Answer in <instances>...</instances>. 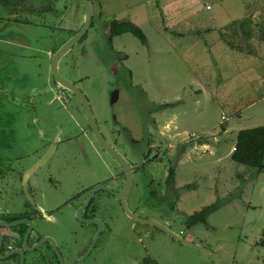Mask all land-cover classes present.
<instances>
[{"label": "rangeland", "instance_id": "rangeland-1", "mask_svg": "<svg viewBox=\"0 0 264 264\" xmlns=\"http://www.w3.org/2000/svg\"><path fill=\"white\" fill-rule=\"evenodd\" d=\"M89 1L92 26L59 60L58 72L84 94L100 133L107 142L116 144L115 149L127 162H144L147 140L151 139L153 149L140 176L135 178L136 182L139 177L140 182L132 188L126 203L128 210H137L141 217L165 225L181 238L210 250L220 264H264V171L256 173L231 162L228 156L239 130L264 125V89L252 95L246 93L240 101L236 97L240 76H234L236 83L230 85L225 78L236 70L228 72L220 67L224 66L222 50L209 55L202 44L206 40L204 34H220L241 20L255 23L257 16L252 15L263 2L188 0V6L180 4L178 15L186 16L191 26L198 25L196 18H205L211 24L208 32L189 33L179 26L175 28H182L179 33L165 29L159 18L152 22L158 30L151 25V10L156 9L157 0ZM99 1L106 7L98 15ZM50 4L56 14H42L41 21L36 18L42 26H24L22 32L15 27L12 34L0 31V50H18L10 57L2 56V62L0 57V158L4 165L0 209L9 213L26 207L20 176L45 148L52 147L42 137H52L59 127L65 128L67 136L79 132L80 127L90 131L79 100L68 90L56 87L50 74V48L65 43L70 31L82 26L81 1L52 0ZM26 9H20L24 23L30 16ZM112 10L115 16H107ZM112 20L137 21L146 44L131 34L115 37L109 43L107 25ZM246 22L243 25L247 26ZM4 25L0 23V30ZM170 34H186L185 43L194 47L186 56L187 64L175 53L181 52L178 43L171 46L165 40L177 39ZM7 40L20 44L17 49L12 48L4 43ZM192 54L198 58L193 60ZM5 61L9 67L12 61L19 68L16 84L6 80L9 71L1 69ZM46 85L49 86L45 89ZM221 116L227 119L222 125ZM88 136L92 141V133ZM84 144L87 159L81 174L84 172V184L89 186L110 174L104 162L111 160L104 152V162L98 160L86 138ZM95 146L100 148L97 143ZM56 148L53 154L57 150L62 156L64 149ZM64 151L70 159L66 165L60 163V157H51L36 173L70 175L67 166L83 167L72 159L73 149ZM171 167L175 170L174 189L164 186ZM34 181L30 179V185ZM149 190L156 191L155 196ZM214 203L218 208L208 216L206 224L187 227L188 216ZM142 204L151 209L141 210ZM133 224L119 211L116 235L103 237L104 250L92 253L85 264H135L141 260L147 264H214L210 255L181 244L154 226L140 223L133 228Z\"/></svg>", "mask_w": 264, "mask_h": 264}, {"label": "flooded vegetation", "instance_id": "flooded-vegetation-1", "mask_svg": "<svg viewBox=\"0 0 264 264\" xmlns=\"http://www.w3.org/2000/svg\"><path fill=\"white\" fill-rule=\"evenodd\" d=\"M51 1L43 0L41 4L40 1L33 0H6L3 4L0 2V11L2 12L0 23H5V28L3 27L0 31H4L2 34H12L11 29H15V27L16 30L22 32L24 26H42L36 18L41 21L44 17L42 14H50L44 12L42 7L52 8ZM24 8H27L26 13L30 15L26 18L25 22L27 23L21 19L24 14H21L20 9ZM10 15H14V17ZM49 28L52 29V27ZM87 132L88 130L80 127L79 132L71 136L64 135V131L58 130L53 132L52 137H42V141L52 147L45 148L44 152L37 157L36 163L47 157L44 163L37 168L39 172L52 158L60 157V163L66 165L70 159L64 155L67 153L64 151L65 149H73L70 152L72 159L77 161L80 166L82 164L83 167L80 168L73 164L67 166L71 172L70 175H52L54 173L51 174V172L48 175H39L36 170L26 175V193L24 191L21 193L26 207L20 212L13 213L0 209V223L10 225L0 228V264H85L92 253L104 250L102 249L105 246L102 242L103 237L116 235L119 211H123L121 202L116 195L122 189L126 176L120 166L107 154L111 163L101 159L104 151L95 146L93 137H91L92 141L89 140L88 134L91 135V132ZM84 138L92 147L93 154L98 157V160L105 163L110 173L89 186L84 184V172L81 174V170H84V160L87 159V156L84 155ZM150 142L151 139H148L145 160L153 149ZM108 143L114 149L116 148L115 143ZM54 146L64 149L62 156L57 150L53 154ZM116 152L119 151L116 150ZM122 157L125 158L123 155ZM153 159L156 157L153 156ZM145 160L138 164L128 162L132 168V187L126 198V203L132 188L140 182L139 177L136 182L135 178L140 176L139 173L145 165ZM35 162L24 168L20 176L21 185L24 174ZM30 179L35 180L34 185H30ZM164 186L166 187L165 181ZM95 189L98 190L89 199ZM149 193L154 195L156 191L149 190ZM147 207L149 206L142 204L141 210L145 211ZM131 213L138 218L149 220L138 215L137 210ZM132 222L134 223L133 228L140 224L133 220ZM25 245L28 249L25 248ZM19 251L23 252L22 256L18 253L14 254ZM153 262L157 264L156 261H151V263ZM135 264H147V262L141 260Z\"/></svg>", "mask_w": 264, "mask_h": 264}, {"label": "crops", "instance_id": "crops-1", "mask_svg": "<svg viewBox=\"0 0 264 264\" xmlns=\"http://www.w3.org/2000/svg\"><path fill=\"white\" fill-rule=\"evenodd\" d=\"M192 1L196 2L197 0ZM259 1H262L263 4L260 7L261 9L259 11H256L252 15L254 16L256 14L257 16V19H254L255 23H253L251 20L246 19L244 21H247V26H245L243 25L244 21L241 20L239 22H236L235 25H233L231 28L225 27L224 31L220 32V34H204L206 40L202 41V44L204 46L203 49L206 54L214 55V52L216 50H222L224 57V61L222 63H224V66L221 65L220 67H223L224 70H227L228 72H231V70H236L234 73H229L225 78L230 83V85H232L233 82L236 83L234 76H240V82L237 86V88H240V91L236 95L237 98L240 97V101L244 100L246 93L252 95L256 94L259 90L264 89V34H252L253 31L258 30L264 32V0ZM187 2L188 0H157L154 4L156 9L151 10L153 13L151 25L156 28L155 30H158V27L155 25V23L152 22L153 18H156V21H159V18L161 19L163 26L165 25L164 28L167 30H174L179 26H184L183 31H187L189 33L200 32L202 30L209 29V26L211 24L210 20H206L205 18H196V22L198 25L191 26V23H189V19L186 16H183V18H181L178 15L177 10L179 9L180 4L187 5ZM103 7L101 6V3L99 1L97 14H100L102 9L104 10L106 6L103 5ZM111 12L112 13L107 16H115V12L113 10ZM115 18L117 17H114L113 19ZM131 22H135L136 25L139 26V23H137V21L133 20ZM257 25L261 26L259 27ZM175 30H178L180 31L179 33H182V28ZM246 30H249L250 33ZM160 34L165 35L164 32ZM185 35L186 34H170L172 38H174V36L177 37V39L172 42L169 40V38H165V40L169 44H171V46H173L174 43H178L177 46L181 48V52L180 50L179 52H177V50L175 51V53L184 65L188 63L185 61L187 59L186 56L190 55L194 50V47H191L189 44L185 43L187 39ZM197 35L198 34H194V37H197ZM4 43L6 45H10L12 48L13 46L16 48L20 44L15 42H9L8 40L4 41ZM195 43L197 42L195 41ZM60 46L61 45H59L57 48H59ZM51 52H53L52 48H50L49 51L50 57L51 55H53L50 54ZM16 53H18V50H11L9 52H7L5 49H3L2 51L0 50L1 62L3 61L4 56L10 57L9 54L15 55ZM191 57L193 58V60H195V58H198L195 54H192ZM7 64V61H5L2 64L1 69H7V71L9 72H7L6 80L16 84L18 82V76H20V74L18 73L19 68L12 61L10 67ZM48 86L49 85H46L44 88L46 89ZM35 91L36 89H33V92ZM1 116L2 115L0 114V117ZM220 124L222 125L223 123L220 122ZM57 129L62 131L63 129L65 130V128L61 127ZM251 129L255 131L258 137L264 136V125ZM223 133H226L225 129L223 130ZM39 150L40 148L37 151ZM229 153L228 156L230 155Z\"/></svg>", "mask_w": 264, "mask_h": 264}, {"label": "water", "instance_id": "water-1", "mask_svg": "<svg viewBox=\"0 0 264 264\" xmlns=\"http://www.w3.org/2000/svg\"><path fill=\"white\" fill-rule=\"evenodd\" d=\"M81 1V6L84 11V18H83V23L82 26L78 29L77 32H75L65 43H63L52 55L50 59V74L52 79L54 80L56 87L62 88L64 90H68L70 93H72L80 102L84 116L86 118L88 127L92 133V136L95 140V142L100 146V148L111 158L116 162L124 175L126 176L125 183L120 190V192L116 195L118 200L121 202L122 209L124 213L134 222H138L141 224H147L154 226L155 228L161 230L162 232L166 233L169 235L171 238L177 240L181 244H184L186 246L195 248L197 250H200L208 255H210L213 258L214 264H220L218 257L211 252L210 250H207L201 246L194 245L192 242L187 241L180 236L176 235L175 233L171 232L167 227L160 225L159 223L153 221V220H144L141 218H138L134 214H132L126 205V198L128 197V194L131 190L132 187V168L128 164V162L118 153L116 150L104 139L102 134L100 133L97 124L95 122L94 116L92 114L90 105L84 96V94L79 90V88L73 84L72 82L68 81L67 79L63 78L59 72H58V63L59 60L67 53L69 52L80 40L81 38L85 35V33L88 31V29L91 26L92 22V8L89 0H80ZM19 43V42H18ZM47 159V157L43 158L42 160L38 161L34 166H32L30 169L26 171L24 174V177L22 178V185H23V191L26 193L25 189V178L26 175L32 173L34 170H36L38 167H40L44 161ZM98 189L93 190V192L90 194L89 199L94 195V193ZM88 199V200H89ZM95 221V220H94ZM97 222V221H95ZM12 225V224H11ZM1 226H10L5 223H0V228ZM0 245H1V234H0ZM25 248L27 246L25 245ZM92 246L90 247V249ZM19 254L22 256L23 252L19 251L14 253ZM88 253V252H87Z\"/></svg>", "mask_w": 264, "mask_h": 264}, {"label": "trees", "instance_id": "trees-1", "mask_svg": "<svg viewBox=\"0 0 264 264\" xmlns=\"http://www.w3.org/2000/svg\"><path fill=\"white\" fill-rule=\"evenodd\" d=\"M42 9L44 10V12L50 13L52 15L56 12L55 10H53V8H49L48 6L42 7ZM233 25H235V23L230 24L229 27L231 28ZM77 31L78 28L73 29L72 31H70L69 34H71L72 36ZM208 31L209 29L202 30L200 32H208ZM200 32H196V33H200ZM107 34H108L109 43H111V40L114 37H118L123 34H131L135 38H137L143 45L146 44V38L142 30H140L138 26L134 25L131 22L117 21V20L109 21L107 25ZM57 49L58 48L53 49V53ZM203 143H204L203 146H206L205 145L206 143L205 142ZM182 152L184 151L182 150L180 152V155ZM229 159L231 162L235 164L242 165L247 168L255 170L256 173L263 172L264 171V136L258 137L253 129L239 130L236 133L233 152L230 154ZM3 172H4V165L0 158L1 177L3 176ZM174 182H175V170L174 168L171 167L169 169V173L165 185L170 189H174ZM217 208L218 205L216 203L211 204L210 206L203 208L201 211L188 216L185 219V224L187 225V227L195 226L198 223L206 224L208 216L211 215Z\"/></svg>", "mask_w": 264, "mask_h": 264}, {"label": "built area", "instance_id": "built-area-1", "mask_svg": "<svg viewBox=\"0 0 264 264\" xmlns=\"http://www.w3.org/2000/svg\"><path fill=\"white\" fill-rule=\"evenodd\" d=\"M63 99V96H62ZM226 121V118L224 116H222V123Z\"/></svg>", "mask_w": 264, "mask_h": 264}]
</instances>
